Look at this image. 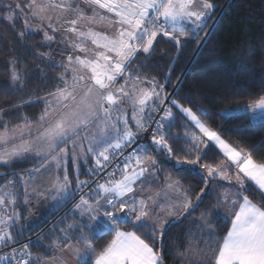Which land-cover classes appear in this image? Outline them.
<instances>
[{"label": "snow or ice", "instance_id": "snow-or-ice-1", "mask_svg": "<svg viewBox=\"0 0 264 264\" xmlns=\"http://www.w3.org/2000/svg\"><path fill=\"white\" fill-rule=\"evenodd\" d=\"M217 7L213 0H13L0 8L20 42L10 51L23 53L6 57L13 94L32 80L44 92L11 106L42 104L35 118L11 124L0 109V264H166L170 230L185 224L181 264H264L259 146L230 142L201 118L207 113L168 93L171 69L163 83L143 71L160 40L177 54L200 40ZM36 35L41 47H59L61 59L30 49ZM29 56L45 67L29 68ZM243 111L264 126V94ZM222 115L231 118V110ZM177 116L187 121L182 134L172 133ZM161 160L200 178L195 199L181 179L161 175ZM21 163L31 166L18 174ZM41 201L48 202L41 214L21 223ZM58 212L74 220L50 225L45 244L42 226ZM223 224L226 234L217 231Z\"/></svg>", "mask_w": 264, "mask_h": 264}, {"label": "trees", "instance_id": "trees-1", "mask_svg": "<svg viewBox=\"0 0 264 264\" xmlns=\"http://www.w3.org/2000/svg\"><path fill=\"white\" fill-rule=\"evenodd\" d=\"M12 2L13 0H0V8ZM213 2L218 7L211 20L208 21V27L204 29V33H201L200 40L190 43L181 49L179 54L173 43L160 40L159 46L150 57L152 66L143 71L149 76H155L163 83L164 76L171 69V83L165 85L168 93L174 94L177 99L184 97L181 103L186 107L191 106L194 111L199 108L207 113L201 118L213 127L222 128V135L230 142L247 146L258 145V154H264V143H262L264 126L253 123L250 116L241 111L257 94H264V0H213ZM217 18L214 26L210 28L211 22ZM205 33L208 34L207 44L203 45L201 40ZM0 37H3L0 39V45H2L0 46V109L7 113L4 120L16 124L20 122L19 118L22 115L33 118L38 116L43 105L25 106L18 111L11 106L22 99H27L30 94L35 99L37 95H44V92L37 90L38 81L32 80L26 81V86L13 94L5 68L6 57L23 56V53L17 54L10 51L13 45L19 46L20 42L15 40L12 29L2 20H0ZM27 45L37 53L53 50V47L51 49L41 47L39 35L30 37ZM53 46L54 49L57 47ZM27 63L29 68L35 65L45 67L31 56L27 58ZM45 71H47L46 68ZM58 72L59 69L51 75H56ZM43 87L41 85V88ZM226 110H231L229 119H225L222 115ZM185 124L187 121L177 116V126L172 129V133L182 134ZM181 143H184L183 140ZM217 156L218 153L214 151L209 159H216ZM30 166V164L23 163L16 165L18 174H23L20 171L21 168ZM160 167L163 174L171 172L174 178L183 181L186 188H191L192 197L195 199V195L203 187V182L199 177L181 176L170 164L162 160ZM0 171H6V169L0 167ZM216 195L218 193H213L209 202H214ZM252 199L258 201L260 197L252 196ZM57 215L59 214L54 215L42 226L41 230L45 233L43 236L45 244L51 243L47 233L49 224ZM63 220L71 223L74 218L65 216L63 213L53 224ZM126 227L131 229V225ZM228 227L227 224L217 226V231L226 234ZM187 228V224L171 228L167 246L163 252L166 264H181L183 258L179 257L177 252L183 250L179 246L184 242ZM110 239V236H105L98 244V248ZM34 251L43 253L44 249H34Z\"/></svg>", "mask_w": 264, "mask_h": 264}, {"label": "rangeland", "instance_id": "rangeland-1", "mask_svg": "<svg viewBox=\"0 0 264 264\" xmlns=\"http://www.w3.org/2000/svg\"><path fill=\"white\" fill-rule=\"evenodd\" d=\"M218 20V18L215 20V21H213V22H211L212 24H211V27L210 28H212L213 26H214V24L216 23V21ZM210 31V30H209ZM60 51V49H59V47H56L55 49H54V46H53V50H51L50 52H51V54H53V55H56V58L57 59H61V57L59 56V55H57V53ZM241 111H243V109H241ZM1 183H3V181H1ZM47 203V201H41L40 202V205L43 207L45 204ZM39 205H33V211L31 212V213H29V214H25V216L23 217V219H22V221H21V223H25L26 221H29V220H32L33 219V217H35V216H39L40 214H39V211H41L42 209L41 208H37ZM58 214L59 215H57L56 217H55V219L49 224V226L50 225H52L54 222H55V220L56 219H58L61 215H63V212H58ZM56 215V214H55ZM54 216V215H53ZM52 216V217H53ZM51 217V218H52ZM50 218V219H51ZM50 219H48L47 220V222L50 220ZM73 222V221H72ZM71 222V223H72ZM44 231V230H43ZM69 264H73V261H70L69 262Z\"/></svg>", "mask_w": 264, "mask_h": 264}, {"label": "crops", "instance_id": "crops-1", "mask_svg": "<svg viewBox=\"0 0 264 264\" xmlns=\"http://www.w3.org/2000/svg\"><path fill=\"white\" fill-rule=\"evenodd\" d=\"M245 108V107H244ZM244 108H242V109H244ZM161 175L163 176L164 174L161 172ZM86 178V176H81V179H85ZM48 203V202H47ZM46 203V204H47ZM46 204L42 207L40 204H39V206L37 207V208H44L45 206H46ZM41 208V209H42ZM39 214H41V211H39ZM56 214H58V213H56ZM73 264H75V261H73Z\"/></svg>", "mask_w": 264, "mask_h": 264}, {"label": "built area", "instance_id": "built-area-1", "mask_svg": "<svg viewBox=\"0 0 264 264\" xmlns=\"http://www.w3.org/2000/svg\"><path fill=\"white\" fill-rule=\"evenodd\" d=\"M4 251H8V249H4Z\"/></svg>", "mask_w": 264, "mask_h": 264}, {"label": "clouds", "instance_id": "clouds-1", "mask_svg": "<svg viewBox=\"0 0 264 264\" xmlns=\"http://www.w3.org/2000/svg\"><path fill=\"white\" fill-rule=\"evenodd\" d=\"M172 94V93H171Z\"/></svg>", "mask_w": 264, "mask_h": 264}]
</instances>
